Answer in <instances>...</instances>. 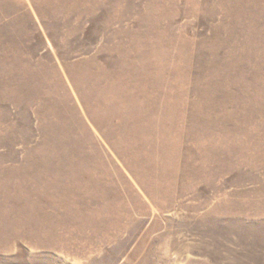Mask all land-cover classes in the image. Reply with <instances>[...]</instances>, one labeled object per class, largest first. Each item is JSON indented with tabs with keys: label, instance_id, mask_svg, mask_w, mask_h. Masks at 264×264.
<instances>
[{
	"label": "rangeland",
	"instance_id": "rangeland-1",
	"mask_svg": "<svg viewBox=\"0 0 264 264\" xmlns=\"http://www.w3.org/2000/svg\"><path fill=\"white\" fill-rule=\"evenodd\" d=\"M0 264H264V0H0Z\"/></svg>",
	"mask_w": 264,
	"mask_h": 264
}]
</instances>
